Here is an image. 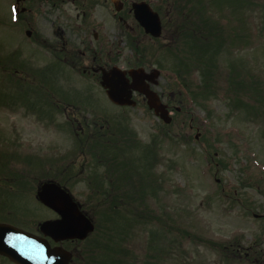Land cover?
I'll list each match as a JSON object with an SVG mask.
<instances>
[{"label":"rangeland","instance_id":"1","mask_svg":"<svg viewBox=\"0 0 264 264\" xmlns=\"http://www.w3.org/2000/svg\"><path fill=\"white\" fill-rule=\"evenodd\" d=\"M144 1L161 9L167 25L160 40L145 39L142 44L146 61L162 67L154 90L165 102L167 75L171 98L183 110L173 125L162 129L144 105L119 109L106 99L94 77H82L61 64L50 73L53 99L66 94L70 109L56 114L54 108L41 105L45 93L31 91L46 90L40 71L53 61L45 60L38 45L25 44L33 35L27 39L19 26V36L8 22L9 5L15 0H0V17L8 22L0 19V217L16 219L21 228L32 220L33 228L50 215L35 201L34 192L38 181H60L58 171L73 161L76 145L62 127L72 110L81 116L84 131L93 121L101 125L100 120L124 115L139 143L126 158L136 156V182L142 172L149 179L132 188L139 192L126 188L110 193L106 201L86 186L87 176L100 175L104 168L96 167L87 154L77 155L73 170L83 165L82 178L62 183H67L95 229L76 245L70 264H264V0H198L207 4L201 5L206 11L202 13L196 11L197 0ZM208 5L219 10L214 19L207 14ZM18 7L36 12L40 36L42 11L59 10L71 19L75 15L71 0L60 6L23 0ZM104 7L99 15L105 27L98 34L107 36L109 64L126 69L134 56L125 35L137 36L135 26L129 17L128 30L118 33L109 21V0ZM204 19L213 26L201 24ZM192 39L211 46L202 53L194 51L201 47ZM100 45L93 47L98 50ZM170 67L185 78L189 92L199 93L196 101L177 87ZM34 72L38 78L32 77ZM138 102L141 105V99ZM51 105L58 108V103ZM202 144L210 149L204 151ZM8 191L15 196L9 197ZM9 199L12 208L5 206ZM73 248L63 246L65 251Z\"/></svg>","mask_w":264,"mask_h":264},{"label":"flooded vegetation","instance_id":"2","mask_svg":"<svg viewBox=\"0 0 264 264\" xmlns=\"http://www.w3.org/2000/svg\"><path fill=\"white\" fill-rule=\"evenodd\" d=\"M46 3L51 6L56 5L59 6L63 3V0H45ZM72 3L75 4V8L73 12L75 13L74 19L70 18L68 14H60L59 10H50L49 12L42 11V35H39L38 32V15L32 8L25 10V15L18 16L19 10L22 8L16 7V16L13 20V27L16 32H18L20 36L19 26L24 28V33L29 31L31 35H33V40L31 42H26L25 44H45V53L48 55L49 59L53 60V63L58 65L66 66L71 71H78L84 77H94L95 80L100 78L99 70H109L114 66V64L110 65V59L108 58L109 54V42L108 39H105V34L101 32V36L98 34L100 30H104L105 23L103 21L104 16H100V10L105 9V4L107 0H71ZM111 4L110 14L108 15L109 21L114 24L115 20L120 25V31L124 34L127 30V22L129 17H131V3L134 0H116V6H114L112 0H109ZM54 2L53 4H51ZM33 3V2H32ZM115 8L117 11H115ZM57 12V14L55 13ZM0 19H2L0 17ZM3 20V19H2ZM132 20V19H131ZM106 19V22L109 23ZM136 31L137 36L125 35V39L128 47L133 53L134 62L130 64L129 68L139 67L137 64L140 63V49L143 46V42L145 39L151 40L147 35H145L141 28L137 26L134 21H132ZM37 23V24H36ZM97 25V27H95ZM129 28V32H130ZM82 33V36H80ZM104 38V39H103ZM93 44H101L100 49H96L93 47ZM112 49L115 47L114 44H110ZM103 56H105L106 60L103 61ZM124 69V68H123ZM148 68V71H150ZM133 98L139 101L141 99L137 94L133 95ZM143 102L141 105L138 104L134 108H139L143 106ZM73 126V122H70ZM78 129L81 130V127L78 125ZM83 133V131H81ZM109 135H112L111 132H108ZM111 162L108 163L110 165ZM110 186H113V180L109 178ZM1 186V185H0ZM9 197H11L12 192L8 191ZM33 192L31 193V195ZM36 197V196H35ZM35 199V198H34ZM8 206L12 208L14 203L13 200L9 199ZM38 204L37 199L35 200ZM6 207L4 210H6ZM11 210V209H9ZM7 210V211H9ZM49 216L45 218V220H56L58 217L50 212ZM44 220V221H45ZM17 221L15 220H5L0 217V225H6L18 230H21L29 235L40 238L45 241L51 249L54 248H62L65 244L73 245L74 248L72 251H68L71 254V258L73 252L77 250L76 245L80 242L76 240H67V241H58L55 242L49 237H45L40 233V223L35 224L32 228V220L29 221L30 226H26L25 228L18 227L16 225ZM14 236L10 232H5L2 234L0 232V247L2 244L8 246V240L13 242L16 245H20L21 247H28L29 245L25 242L15 241ZM67 251V250H66ZM72 260V259H71ZM4 262L6 264H14L9 260L8 257L0 253V264ZM71 262V261H70ZM69 262V264H70Z\"/></svg>","mask_w":264,"mask_h":264},{"label":"water","instance_id":"3","mask_svg":"<svg viewBox=\"0 0 264 264\" xmlns=\"http://www.w3.org/2000/svg\"><path fill=\"white\" fill-rule=\"evenodd\" d=\"M134 19L144 29L146 34L156 37L160 33L159 19L156 13H153L145 3L133 4ZM100 85L105 89L108 99L116 105L133 106L131 100V92L140 93L146 99L147 106L153 110L164 123L168 124V117L165 106L159 103L157 96L149 91L144 85V80L156 84L154 79L157 78L156 72L146 75L141 69L131 70L128 72L130 81L125 77V73L113 68L108 72L101 71ZM37 199L45 207L55 212L60 219L56 221H47L41 224L40 231L45 236L52 238L54 241L63 240H83L93 231V225L90 221L79 212L77 205L72 201L71 197L55 183H43L37 192ZM0 232H11L16 236L22 237L34 243L31 255L25 258V254L20 256L18 250L0 251L8 256L16 264H68L71 256L62 249H49L45 241L35 239L30 235H26L19 230L8 226H0ZM35 244L37 247H35ZM15 249L14 247H11Z\"/></svg>","mask_w":264,"mask_h":264},{"label":"trees","instance_id":"4","mask_svg":"<svg viewBox=\"0 0 264 264\" xmlns=\"http://www.w3.org/2000/svg\"><path fill=\"white\" fill-rule=\"evenodd\" d=\"M190 0H188V2H189ZM253 2V1H252ZM221 31V30H220ZM192 38H194V37H192ZM199 40H202L203 38L205 39V38H208V37H197ZM198 39H192L191 41H198ZM199 42V41H198ZM196 45H198V46H200L201 48H192L194 51H199L200 53H202L204 50H207L208 48L207 47H209V46H211V45H204V43H197V44H195V46ZM203 48V49H202ZM205 48V49H204ZM184 66H186L185 64H184ZM175 68V67H174ZM174 68H172V72L174 73V74H176L177 75V73H178V69H174ZM181 76V75H180ZM177 77V79H178V81H179V83H178V87H179V89L181 90V91H184V92H186L187 93V95L188 96H190V98L193 100V101H196V97L199 95V93H198V95H197V93H195V92H189L188 90H187V87H188V84H187V82L185 81V78H181V77H179L178 75L176 76ZM204 87V86H203ZM179 90V91H180ZM45 93L46 95H49L48 94V91L47 90H44V91H41V90H38V91H36V93L37 94H40V93ZM197 95V96H196ZM173 106H177V107H180L181 108V111H183L182 110V106H181V104L179 103V102H174L173 103ZM182 115V114H181ZM176 116H180V115H178V114H176ZM176 118V117H175ZM181 121V124H182V126L184 125V119L183 120H180ZM175 122V121H174ZM177 124V123H176ZM186 125H187V122H186ZM188 126V125H187ZM100 136V133H98V131L97 130H95V128L94 129H92L91 130V132H88L87 134H86V136H85V139L84 140H82L80 143H79V150H80V152H82L83 151V147L87 150V152L90 150V149H92L95 145H97V144H99L100 142H99V140H98V138H100L99 137ZM202 146H203V150L204 151H208L209 149H210V147L209 148H207V145H205V144H202ZM219 162V161H218ZM57 171H58V168H57ZM71 170H70V167H62V168H60V170L58 171V174H57V176L61 179L60 181H56L57 179H53L52 178V180L53 181H55L56 183H58V184H63L62 183V180H64L65 182H66V180L68 181V180H70V179H76L75 177H76V174L75 173H73V172H70ZM57 178V177H56ZM95 188H97V187H93L92 189H91V192H94V190H95ZM96 193H101L104 197H105V200L106 201H108V195L110 194V192L109 191H107V190H103V189H98V190H96L95 191ZM94 192V193H95ZM101 204V203H100ZM99 204V205H100ZM98 205V207H101V206H99ZM157 222H159L160 223V220H157ZM161 224V223H160ZM222 246V245H221ZM223 250V249H222Z\"/></svg>","mask_w":264,"mask_h":264}]
</instances>
